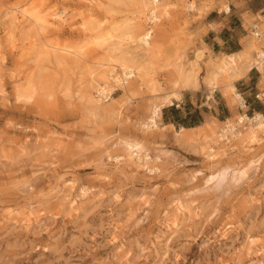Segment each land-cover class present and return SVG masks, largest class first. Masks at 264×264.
<instances>
[{
    "label": "rangeland",
    "instance_id": "1",
    "mask_svg": "<svg viewBox=\"0 0 264 264\" xmlns=\"http://www.w3.org/2000/svg\"><path fill=\"white\" fill-rule=\"evenodd\" d=\"M151 1L0 0V264H264V0Z\"/></svg>",
    "mask_w": 264,
    "mask_h": 264
},
{
    "label": "bare ground",
    "instance_id": "2",
    "mask_svg": "<svg viewBox=\"0 0 264 264\" xmlns=\"http://www.w3.org/2000/svg\"><path fill=\"white\" fill-rule=\"evenodd\" d=\"M85 1L87 3H90L92 0H85ZM159 1L160 0H152L151 3H150V5L153 6V11L151 13H153L154 21H158L162 16H164L165 14H167L166 12H157ZM147 7H148V5H143L142 6V8L144 10L147 9ZM153 17H152V19H153ZM258 27H259V25H258ZM150 34H151V31L150 30L149 31H144V32H142L140 34V36H139L138 39L141 40L143 43H145L147 46H149L150 45L149 39H150V36H151ZM262 38L264 39V34H263ZM252 53H254L255 55L253 56ZM242 57H244V59H247V62H246L247 64L244 63L246 65V67H245L244 64H242V65H244L245 68H243L242 66H238L237 65L238 64V61H240V59ZM198 58H199V56H198ZM263 62H264V50L259 49L256 46L255 41L249 42V43H247L244 46L243 49H241V51L236 52V53H231V54H225L224 55V57L220 61L219 66L217 67V71L218 72H215L213 74L212 80H215V78H217L216 76H218L219 74H227L228 76H231V77H235V76L241 75L243 72L246 71L247 68H249V66L256 65V66H259L260 67V66H262ZM240 67H242L243 69H240ZM119 69L122 70V74H123L122 76H124L125 81L128 78H131L132 76H134V73H133L134 72V69L132 67L128 66L126 63H123V64L119 65ZM116 81H119L118 77H116ZM104 88H105V86L99 88L98 91L100 92V95L102 96V98L105 99L104 101L107 102L108 100H110V96L108 97V94L109 93H107V90L105 92L104 91ZM230 89H231V93L233 94V96L236 97L237 100H239L240 99V96L234 90L235 88L233 86H230ZM172 95H176V94H172ZM236 98H235V100H236ZM100 100H103V99H100ZM167 102L170 103V99L169 98H167ZM238 102L240 104V107H243L242 101L239 100ZM159 108H160V105H158V104L155 105V106H151V108H150V117L148 119V123L150 124V126L149 125H146V128L152 127V126H156L155 119L159 116ZM244 118H246V116L245 115H242V116H239L237 118V122L236 121L234 123H227L226 122L224 124V127L222 129H220V131H221L220 134H218L217 136H221L220 138H223V137L226 136L227 133H229L230 135L237 137L238 135H240V133L239 132L234 133V131L237 129L236 126H238L239 124H241ZM251 123H253V126L250 127V131L248 133V136H246L248 139L246 138L247 140L246 139L243 140L242 141V145H244V143L248 145V144H251V143H254V142L258 141L259 139H258V136L256 135V133H257V131L264 129V118L259 113L256 114V117L255 118H253L251 120H248V125L242 127V129H245ZM201 128H202V125H198V126L189 127V128L182 127L181 130H184V129L200 130ZM245 135H246V133H245ZM131 147H132V149L133 148L136 149L139 146L135 143V144H132ZM208 151L211 152L212 151V148L208 147ZM134 155L136 156L137 153L134 154ZM130 156H132V153H130ZM208 157L211 160H214L216 158V155H211L210 154ZM251 161L252 160H250V162ZM221 175H224V173L223 174L220 173L219 176L221 177ZM212 178H214V177L211 176V178H209V179L212 180Z\"/></svg>",
    "mask_w": 264,
    "mask_h": 264
},
{
    "label": "built area",
    "instance_id": "3",
    "mask_svg": "<svg viewBox=\"0 0 264 264\" xmlns=\"http://www.w3.org/2000/svg\"><path fill=\"white\" fill-rule=\"evenodd\" d=\"M258 25H259V23H258L257 21H255V22H253V23L251 24V26H250L251 34H252V36H254L255 38H259L260 35H261V33L259 32V27H258ZM260 94H261V96L264 95V93H259V94L257 95L258 98H261ZM236 130H237V129H236ZM236 130H235V131H236ZM235 131H234V133H236Z\"/></svg>",
    "mask_w": 264,
    "mask_h": 264
},
{
    "label": "trees",
    "instance_id": "4",
    "mask_svg": "<svg viewBox=\"0 0 264 264\" xmlns=\"http://www.w3.org/2000/svg\"><path fill=\"white\" fill-rule=\"evenodd\" d=\"M185 122V126L186 127H194V126H198L199 124H197V122L195 120H191L190 122L187 123V121Z\"/></svg>",
    "mask_w": 264,
    "mask_h": 264
},
{
    "label": "crops",
    "instance_id": "5",
    "mask_svg": "<svg viewBox=\"0 0 264 264\" xmlns=\"http://www.w3.org/2000/svg\"><path fill=\"white\" fill-rule=\"evenodd\" d=\"M239 51H240V50H239ZM239 51H238V52H239ZM236 52H237V51H236ZM242 58H243V57H242ZM242 58H241V59H242ZM248 73H249V72H247V73L245 74V76L248 75Z\"/></svg>",
    "mask_w": 264,
    "mask_h": 264
}]
</instances>
